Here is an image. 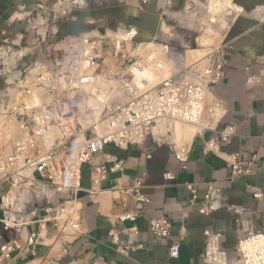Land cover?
<instances>
[{
	"label": "built area",
	"instance_id": "1",
	"mask_svg": "<svg viewBox=\"0 0 264 264\" xmlns=\"http://www.w3.org/2000/svg\"><path fill=\"white\" fill-rule=\"evenodd\" d=\"M78 8L76 0L20 6L14 21L23 24L21 43L14 45L5 38L0 42V77L21 74L0 94V124L11 121L19 128L12 145L0 134V185H9L0 205V264L15 249L14 236L31 225L42 230L52 224L67 245L82 236L77 200L58 205L51 201L59 193L80 192L86 167L92 169L95 185L106 180L109 170L101 157L107 147L128 150L148 141L167 145L187 168L192 142L179 136L180 127L195 128L194 138L214 133L205 143V154L220 153L237 133L235 125L222 126L227 108L214 95L226 76L219 50L207 56L205 66L201 62L186 66L168 46L160 59L136 55L143 44L136 45L125 35L62 34V24L75 20ZM12 34L6 31L3 37ZM165 61L175 64L170 77L151 88L148 79L141 86L137 83L132 67L143 69L148 63L163 70ZM102 92L105 96L99 99ZM94 100L103 105L102 114L85 125L84 119H93L89 101ZM230 157L234 178L251 175L256 157ZM123 169L124 163L117 162L113 171ZM165 177L174 180L173 174ZM142 188L137 182L130 192L146 210L150 199ZM249 188L255 200L263 201L264 189ZM214 190L209 188L207 200ZM230 211L237 216L236 255L222 250L223 233L207 230L205 264H264V213L236 206ZM201 213L210 212L204 208ZM151 229L159 240L171 238L167 218L153 220ZM180 249V244H170V258H178Z\"/></svg>",
	"mask_w": 264,
	"mask_h": 264
},
{
	"label": "crops",
	"instance_id": "2",
	"mask_svg": "<svg viewBox=\"0 0 264 264\" xmlns=\"http://www.w3.org/2000/svg\"><path fill=\"white\" fill-rule=\"evenodd\" d=\"M51 1L54 0H0V42L5 38L14 45L21 43L23 24L13 20L20 6L32 7ZM76 2L79 6L76 19L62 24V34L91 33L106 38L125 35L136 45L143 44L140 47L143 52L148 49L160 58L166 51L164 47L174 42L171 23L190 27L197 14L207 11L209 0ZM224 3L233 5L234 15L230 21H224L227 31L219 51L226 76L222 85L214 89V95L227 108L222 126L235 125L236 136L221 146L220 153L208 154L204 152L205 143L214 133L186 139L192 142L187 168H183L167 145L148 141L128 150L107 147L101 157L109 170L106 180L95 185L92 169L86 167L80 192L59 193L51 201L58 205L77 200L82 236L67 245L59 239L52 224L42 230L37 224L31 225L22 235L14 236L18 243L2 264H205L202 256L207 230L223 233L222 250L236 255L237 216L230 208L236 206L264 213V199L255 200L249 188L264 189V0H226ZM210 8L215 16L224 11ZM6 31L13 34L3 37ZM157 40L164 45L155 43ZM195 51L182 56L184 65ZM167 64L170 62H165L163 71L170 76ZM145 75L151 87L152 71L146 70ZM250 78L255 81L248 82ZM15 79V75L1 76L0 94ZM233 154H240L243 160L256 157L251 175L233 177L228 165ZM117 162L124 163L123 170L113 171ZM167 174H173L174 180L168 181ZM137 182H142V192L150 199L146 210L130 192ZM189 187L195 188L196 194ZM210 187L215 190L207 200ZM8 188L9 185H0V205ZM204 208L210 213L202 214ZM129 214L139 216L135 220L120 219ZM162 218L172 224L169 240H159L151 229V222ZM170 244L181 245L178 258H170Z\"/></svg>",
	"mask_w": 264,
	"mask_h": 264
},
{
	"label": "rangeland",
	"instance_id": "3",
	"mask_svg": "<svg viewBox=\"0 0 264 264\" xmlns=\"http://www.w3.org/2000/svg\"><path fill=\"white\" fill-rule=\"evenodd\" d=\"M224 1H226V0H224ZM224 1L209 0V3L206 5L207 11L202 15L197 14L194 18V21H193L194 23H192L190 27L171 23L173 29H172L170 34L173 33L174 42H173V45L169 46L170 49L174 50L180 56H185L187 54V52L193 51V50H201L202 51L198 55L191 52L190 53V59L193 56H197L198 58H202V57L206 56V54L210 55L213 52L219 50L223 34L227 31L226 28H224V21H230L234 15V13H233L234 9L232 8L233 5L232 4L231 5H227V4L225 5ZM218 3H223L225 6L224 7L225 9L222 13L215 16L213 14V11L211 12L210 7L215 8ZM205 39H208L209 43L205 44L204 43ZM155 43H157L159 45H164L160 40H157ZM211 44H213V45L210 46ZM147 50L148 49H146L143 52V50L141 49V50H139V52L136 55L147 56V53H148ZM160 59H161V57H160ZM205 61H206V59L201 62V63H203L201 65L205 66V64L207 63ZM165 62H168V61H165ZM192 63L193 62L188 61V62H186V65L188 66ZM164 67H166V65ZM174 67H175V64L173 62H170V64H167V68L171 72L170 74H172ZM132 69H133V67H132ZM155 72L163 73V71H155ZM155 72H152V74H155ZM14 75H15V77L20 76V72L14 74ZM155 75H157V74H155ZM134 76L136 77V81L140 86H141L142 80L147 78L145 75V71H139V70L134 71ZM16 79H17V77H16ZM153 79L154 78H152L151 87L159 84L163 80L167 79V77H164L157 84H154ZM151 87H149V88H151ZM2 123H4V122H2ZM90 123L91 122L88 119L87 122L85 123V125H88ZM182 129H185V128L179 129L180 130L179 132H181ZM189 131H193V130L190 129ZM193 133H195V132L193 131ZM17 135H18V133H17ZM179 136L182 139H191V137L188 138L186 136H183L180 133H179Z\"/></svg>",
	"mask_w": 264,
	"mask_h": 264
},
{
	"label": "bare ground",
	"instance_id": "4",
	"mask_svg": "<svg viewBox=\"0 0 264 264\" xmlns=\"http://www.w3.org/2000/svg\"><path fill=\"white\" fill-rule=\"evenodd\" d=\"M215 9V11H223L225 8H224V5H222V4H217V6L214 8ZM15 17H17V15H14V19L13 20H15ZM215 21V20H214ZM204 43L205 44H207V43H209V40L208 39H205L204 40ZM204 46V45H203ZM143 47V46H142ZM164 48H167V47H164ZM142 49V48H141ZM140 49V50H141ZM202 51H200V50H196L195 51V54H200ZM151 54H153V55H155L156 57H157V55H156V53H147V55H151ZM207 56H209V54H206V56H204V57H202V58H198L197 56H193L192 58H191V62H193L192 64H195V63H198V62H202V61H204L206 58H207ZM158 58V57H157ZM192 64H190V65H192ZM201 64V63H200ZM186 65V64H185ZM144 66V68L143 69H140L139 67H133V69H132V72H134L135 70H139V71H146V70H150V71H152V72H155V71H163V70H165V67H164V69L162 70V69H157V68H155V67H153L151 64H149L148 65V63L146 64V65H143ZM200 66V65H199ZM155 68V69H154ZM163 73H165L164 71H163ZM162 73V74H163ZM134 74V73H133ZM155 74H159V73H157V72H155ZM155 74H153V80H154V84H157L159 81H161L164 77H170V76H168V74L167 73H165V75L164 76H159L160 78H158L157 77V75H155ZM152 77H151V80H152ZM136 78V77H135ZM154 87V86H153ZM103 94V92L101 93V94H97L98 95V97H99V99H101V98H103L104 96H105V94L104 95H102ZM103 108V105H101V103H100V101H98V100H94V101H89V109L90 110H92V113H93V119L92 118H86V119H84L83 120V123L85 124L86 122H87V120L89 119L90 120V122L91 121H95V120H98L99 119V117H100V115L102 114V109ZM181 128H185V129H182V131L180 132V134H182L183 136H186V137H188V138H190V137H193L194 135H196L197 134V131H196V129L195 128H193V127H191V126H186V127H180L179 129H181ZM187 128V129H186ZM193 130L195 133H193V131H189V130ZM17 133L19 134V128H18V125L15 123V122H11V121H9L8 123H2L1 125H0V134H1V138H2V140L6 143V144H9V145H12V142L15 140V138H16V136H18L17 135ZM184 140H186V139H184ZM187 141V140H186Z\"/></svg>",
	"mask_w": 264,
	"mask_h": 264
},
{
	"label": "trees",
	"instance_id": "5",
	"mask_svg": "<svg viewBox=\"0 0 264 264\" xmlns=\"http://www.w3.org/2000/svg\"><path fill=\"white\" fill-rule=\"evenodd\" d=\"M20 76H21V74H20ZM20 76H16V77L19 78Z\"/></svg>",
	"mask_w": 264,
	"mask_h": 264
}]
</instances>
